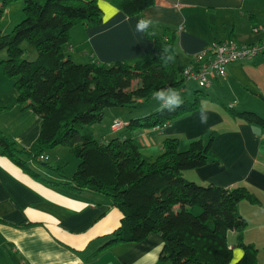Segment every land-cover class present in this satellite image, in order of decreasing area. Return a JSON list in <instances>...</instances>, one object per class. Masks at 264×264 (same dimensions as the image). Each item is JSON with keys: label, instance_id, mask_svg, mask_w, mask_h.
Instances as JSON below:
<instances>
[{"label": "crops", "instance_id": "crops-1", "mask_svg": "<svg viewBox=\"0 0 264 264\" xmlns=\"http://www.w3.org/2000/svg\"><path fill=\"white\" fill-rule=\"evenodd\" d=\"M97 3L101 10L98 24L78 23L69 29L63 51L76 63L94 60L132 64L147 56L152 43L145 32L135 31L136 22L145 17L153 20L150 29L156 35L162 36L163 29L174 34L167 52L178 69L213 40L253 43L263 34L251 28L264 26V0H153L149 7L131 16L106 0ZM188 81L178 89L181 93L187 91ZM205 90L194 93L199 100L197 109L160 127L126 128L132 117L128 114L125 117L129 120L121 119L123 126L118 130L106 131L100 123L91 125L90 130L103 143L112 138L110 132L117 134L114 137H130L145 160L161 153L166 138H174L178 150H184L192 139L202 137L205 141L211 135L210 150L216 159L183 170L182 176L201 185L244 186L256 197L255 203L238 201L236 212L247 223L243 239L256 247L257 264H264V128L230 113L252 111L264 118V53L249 61L227 64L225 76L212 81ZM2 95L0 91V116L19 112L16 100H5ZM113 108L103 111V116L113 115L112 121L119 117ZM201 110L208 116L205 124L200 123ZM23 113L27 119L16 121L8 137L27 149L38 135L39 118L29 109H20L18 115ZM2 123L3 131L2 127L12 124L5 116ZM56 147L45 152V162L62 166L70 156L74 165L70 174L60 171V176L27 160L28 168L37 174L33 176L0 153V264H169L158 260V234L150 233L139 242L108 243L109 233L121 217L109 196L89 189L75 192L46 182L64 181L62 174L71 175L77 164L67 148ZM234 236L233 230L227 233L229 264L242 254L234 245Z\"/></svg>", "mask_w": 264, "mask_h": 264}, {"label": "trees", "instance_id": "trees-1", "mask_svg": "<svg viewBox=\"0 0 264 264\" xmlns=\"http://www.w3.org/2000/svg\"><path fill=\"white\" fill-rule=\"evenodd\" d=\"M15 0H0L4 6ZM127 16L134 15L153 0H106ZM23 17L9 33L0 31L2 72L14 77L16 102L39 118L37 137L26 148L0 131V153L18 167L37 176L26 165L33 160L60 175L63 166L37 159L55 146L66 147L77 158L64 181H46L71 191L89 189L109 196L120 210L119 224L109 233L108 243H133L148 234H158L159 261L169 264H229L231 249L227 233L235 232L234 245L241 256L232 264H257V249L243 239L247 223L237 214L240 200L255 203L244 186L224 188L201 185L182 176L183 170L200 167L216 159L210 150L212 136L189 141L178 150L174 138L162 141V151L145 160L130 137L97 140L90 126L101 121L108 107H131L150 98L160 88H181L184 80L172 64L167 50L174 34L163 29L156 35L145 32L152 46L149 54L130 64L124 61L87 63L72 61L63 51L69 29L78 23L98 24L101 10L97 0H22ZM32 45L35 59L22 57V42ZM136 81V84H132ZM196 93V92H195ZM174 112L158 110L133 118L126 128L160 127L199 107L198 97ZM245 122L264 128V118L252 111L230 112ZM61 176V175H60Z\"/></svg>", "mask_w": 264, "mask_h": 264}, {"label": "rangeland", "instance_id": "rangeland-1", "mask_svg": "<svg viewBox=\"0 0 264 264\" xmlns=\"http://www.w3.org/2000/svg\"><path fill=\"white\" fill-rule=\"evenodd\" d=\"M97 5H98V3H97ZM22 7H23L22 0L11 1L4 6L2 14H1V18H0V31H1V33H3V34L9 33L11 31L12 27L18 21H20L22 19V17H23ZM20 47L24 50V53L22 55L23 58L30 60V61L35 59L36 52H35V49L32 45L23 41L20 44ZM5 58H6L5 50H0V91H1V93L4 94L2 96L5 100H8L10 98L16 100L15 86H14L15 78L14 77H8L2 72L1 60L5 59ZM132 82L135 83V81H132ZM174 89L178 90L177 88H174ZM186 89H187V91L185 93H181V95L183 97V100H188V101H191L193 99L195 91L197 93L200 90L202 92L206 91L205 88L202 89L201 87H199L197 85L196 82H194L192 80H189L188 82H186ZM185 94H188L187 97H185ZM202 95L203 94L199 95V99L201 102H202ZM15 103L13 102L12 106H14ZM157 104H159V103L153 99V95H152L150 98H148L146 100L137 101L131 107H126V106L114 107L113 109H116L115 110L116 114H117V116H119L116 120H119L122 122L123 118H126L124 120H129L128 117H125V116H128V114H130V116H132V117H130L131 119H133L135 117H137L139 119L143 118L144 116L150 114L151 112L158 110L160 107L158 108ZM18 105H20V104H18ZM17 108H19V112L16 111L15 113L12 112V113H8V114H4L3 116H0V126H2V124H3L2 121L4 119V116L6 118H8L9 120H11V122H12V124L9 127H6V128L2 127V128H4V131L2 129H0V131L6 137H8L9 136L8 134H10L12 132V129L14 127L13 124L16 123V121H19V120L24 121L28 117L27 114L25 115V113H23L21 116L18 115V113H20L21 107L18 106ZM27 113H29V112H27ZM15 114H17V115H15ZM102 117H103L102 120L98 123H100L101 125H104V129L106 131H108V129L110 130L109 124L112 122L111 119L113 118V115L105 114ZM118 129H116V130H118ZM108 134H109L108 136H111V137L117 136V134H115L114 132H110ZM9 139L12 140L11 138H9ZM56 148L57 149H66V147L60 146V145H58ZM180 151H182V150H180ZM69 158L65 159V160H67L66 163L62 164V166H63L62 172L65 174H70L71 167L74 166L73 163L70 161L72 158L70 156H69ZM34 164L39 166V168H42L40 166V164H38L36 162Z\"/></svg>", "mask_w": 264, "mask_h": 264}, {"label": "built area", "instance_id": "built-area-1", "mask_svg": "<svg viewBox=\"0 0 264 264\" xmlns=\"http://www.w3.org/2000/svg\"><path fill=\"white\" fill-rule=\"evenodd\" d=\"M252 32L262 31L260 39L253 43H237L232 40H213L205 48L194 54L192 61L180 70L183 80H192L201 88H207L212 81L225 76L227 64L235 61H249L264 53V26L252 27ZM123 126L117 120L112 121L110 130ZM45 161V155L37 157ZM22 264H24L22 262Z\"/></svg>", "mask_w": 264, "mask_h": 264}, {"label": "clouds", "instance_id": "clouds-1", "mask_svg": "<svg viewBox=\"0 0 264 264\" xmlns=\"http://www.w3.org/2000/svg\"><path fill=\"white\" fill-rule=\"evenodd\" d=\"M152 24L153 20L149 17L139 19L136 22L135 31L141 33L146 32ZM167 59L171 58L167 57ZM153 99L159 103L161 110H167L169 112L176 111L184 102L181 92L171 87L156 90L153 94ZM199 119L201 124L207 123L208 116L206 111L201 110ZM252 131L255 133L257 129L253 127Z\"/></svg>", "mask_w": 264, "mask_h": 264}]
</instances>
